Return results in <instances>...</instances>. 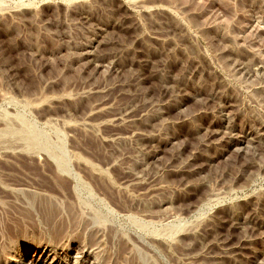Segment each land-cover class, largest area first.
<instances>
[{"label": "rangeland", "instance_id": "374dc122", "mask_svg": "<svg viewBox=\"0 0 264 264\" xmlns=\"http://www.w3.org/2000/svg\"><path fill=\"white\" fill-rule=\"evenodd\" d=\"M57 246L264 264V0H0V264Z\"/></svg>", "mask_w": 264, "mask_h": 264}, {"label": "bare ground", "instance_id": "6f19581e", "mask_svg": "<svg viewBox=\"0 0 264 264\" xmlns=\"http://www.w3.org/2000/svg\"><path fill=\"white\" fill-rule=\"evenodd\" d=\"M40 256H46V258H50V261L48 262L49 264H62L63 259L61 258L62 254L58 251V246L57 247H51L47 248L45 251H39ZM35 261V263H34ZM66 262V260H64ZM30 264H37L36 260H31L29 261Z\"/></svg>", "mask_w": 264, "mask_h": 264}]
</instances>
